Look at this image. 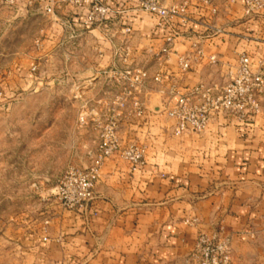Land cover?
Instances as JSON below:
<instances>
[{
    "label": "crops",
    "instance_id": "0c3cea01",
    "mask_svg": "<svg viewBox=\"0 0 264 264\" xmlns=\"http://www.w3.org/2000/svg\"><path fill=\"white\" fill-rule=\"evenodd\" d=\"M22 1L21 20L35 24L36 32L30 50L0 73L5 93L35 79L63 49L74 70L67 78L82 80L70 97L82 104L119 91L113 72L127 66L159 72L162 80H149L140 91L141 116L127 113L119 121L122 143L145 147L144 164L134 168L119 156L104 160L87 211L62 208L51 190L67 166L91 163L98 143L93 126H79L73 114L65 136L35 140L50 149L19 150V176L31 179L34 192L49 196L31 215L10 223L6 237L18 247V264H176L201 233L232 241L249 232L264 216V100L249 125L219 114L200 134L174 135L162 107L172 87L183 92L197 83H226L243 52L264 60V7L246 15L243 0H165L166 5L186 2L187 20L174 16L163 27L132 0H100L113 9L110 16L83 27L85 8L63 7L49 15ZM169 29L177 36L161 53ZM180 58L188 60V70H181ZM33 151L35 160H21Z\"/></svg>",
    "mask_w": 264,
    "mask_h": 264
},
{
    "label": "built area",
    "instance_id": "2783aa9c",
    "mask_svg": "<svg viewBox=\"0 0 264 264\" xmlns=\"http://www.w3.org/2000/svg\"><path fill=\"white\" fill-rule=\"evenodd\" d=\"M11 4L15 0H5ZM28 4L37 5L45 14L52 15L63 7L85 8L82 14V26L91 27L105 21L110 16L112 8L100 0H28ZM137 10L158 17L159 25H170L174 16L186 18V2L165 4V0H133ZM204 3L210 4L208 0ZM244 13L251 15L261 11L264 0H243ZM215 12V8L212 7ZM129 27L125 28L128 32ZM177 36V32L169 29L163 35L165 45L161 53L169 50V45ZM127 46L121 50V58L126 62ZM182 71L189 69L185 58L179 59ZM35 67H32L34 70ZM113 76L119 83L120 89L108 98H98L91 103L81 105L77 117L79 126L91 125L97 131V153L86 167L69 165L57 179L51 190L62 208L84 212L91 205L94 197V187L99 178V170L107 158L119 156L134 168L144 164L145 147L135 142H124L119 139L118 127L121 117L131 113L141 116L144 105L139 93L149 80L160 82L159 72L149 75L140 66H127L114 71ZM264 100V60L254 59L249 54H240L232 77L223 85H207L197 83L187 91L171 88L164 97L162 112L172 120L174 135L187 132L200 134L207 127L210 119L219 114H226L242 125H249L253 117L259 113ZM49 264H64L52 261ZM167 264V263H165ZM176 264H231L229 256V239L216 233L197 236L194 248Z\"/></svg>",
    "mask_w": 264,
    "mask_h": 264
},
{
    "label": "rangeland",
    "instance_id": "374dc122",
    "mask_svg": "<svg viewBox=\"0 0 264 264\" xmlns=\"http://www.w3.org/2000/svg\"><path fill=\"white\" fill-rule=\"evenodd\" d=\"M22 10V0L13 4L0 1V73L30 50L35 37V24L22 22ZM64 52L59 51L53 63L45 62L32 81L14 85L13 94L0 87V264L19 261L18 247L6 237L10 223L31 215L49 196L34 192L31 179L19 176V150L50 149L36 146L35 140L65 136V124L73 114L77 122L82 103L70 94L80 88L82 80L67 78L68 71L74 70L65 63ZM53 122L60 126H52ZM35 156L33 151L21 160H35ZM13 166L15 169L9 170ZM229 256L231 264H264V216L250 226L249 232L234 235L229 241Z\"/></svg>",
    "mask_w": 264,
    "mask_h": 264
}]
</instances>
